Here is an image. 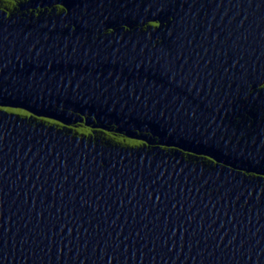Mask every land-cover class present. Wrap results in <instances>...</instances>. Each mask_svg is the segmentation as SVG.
<instances>
[{
    "label": "water",
    "instance_id": "water-1",
    "mask_svg": "<svg viewBox=\"0 0 264 264\" xmlns=\"http://www.w3.org/2000/svg\"><path fill=\"white\" fill-rule=\"evenodd\" d=\"M0 264H264V0H0Z\"/></svg>",
    "mask_w": 264,
    "mask_h": 264
}]
</instances>
